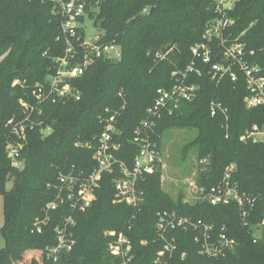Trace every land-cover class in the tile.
Returning a JSON list of instances; mask_svg holds the SVG:
<instances>
[{
	"label": "trees",
	"instance_id": "trees-1",
	"mask_svg": "<svg viewBox=\"0 0 264 264\" xmlns=\"http://www.w3.org/2000/svg\"><path fill=\"white\" fill-rule=\"evenodd\" d=\"M212 2L87 0L88 18L101 31V41L118 45L121 57L117 61L95 59L73 79L70 85L78 92V100L37 106L34 86L53 72L54 60L64 54V46L56 40L59 18L48 0H0V238L4 241L0 264H20L25 257L28 264H120L109 254L107 231L123 233L130 241L132 259L128 264H152L164 243L155 230L156 214L161 211H174L210 225L214 237L225 234L237 243L223 256L206 257L198 253L194 231L173 230L168 237L175 239V263L264 264V143L239 141L253 125L264 128V105L245 108L247 93L241 76L236 82L224 78L216 85L204 69L200 76H190V82L198 86L194 99L163 116L151 138L160 149L165 131L194 130L196 135L184 150L193 148L198 163L207 161L197 178V184L205 188L215 186L225 168L234 164L231 182L239 193L255 199L246 225L235 203L189 204L181 195L173 199L162 188L159 166L139 184L144 196L137 209L114 203L117 172L103 174L89 207L80 211L59 205L48 213L41 233L31 232L33 222L44 217L46 205L58 194L60 173L88 177L95 170L92 156L103 120L115 112L112 142L116 148L111 153L117 162L131 168L139 150L135 131L154 103L156 90L169 89L172 73L190 62V47L202 40L205 25L213 17ZM93 6L97 7L95 15L90 12ZM230 15L234 37L242 34L240 41L246 51L254 53L252 59L264 75V0H237ZM157 53L167 54L159 59ZM20 100L33 109H24ZM211 102L219 104L225 115L217 110L211 116ZM17 123L25 126L18 169L11 167L5 152L8 141L16 142L10 131ZM45 130H49L46 135ZM9 180L11 187L6 189ZM69 216L74 222L70 230L75 244L70 251H61L54 262L47 258L46 250L56 246L54 229Z\"/></svg>",
	"mask_w": 264,
	"mask_h": 264
},
{
	"label": "built area",
	"instance_id": "built-area-1",
	"mask_svg": "<svg viewBox=\"0 0 264 264\" xmlns=\"http://www.w3.org/2000/svg\"><path fill=\"white\" fill-rule=\"evenodd\" d=\"M48 2L52 5L53 14L59 18L60 33L56 40L64 46V54L54 60L53 72L47 74L42 83L34 86L32 95L37 106L49 101L78 100V92L71 87L70 82L80 77L95 59L105 58L117 61L121 57L118 45L101 41L102 33L86 40L84 25L85 19L88 18L87 0H48ZM236 2L237 0H213V17L205 25L202 40L190 47V62L183 70L172 73L173 84L169 89L156 90L154 103L146 109V117L135 131L134 142L139 144V150L131 168L117 162L111 153V150L116 148L112 142L113 134L116 133L115 122L118 116V112H115L103 120V130L97 138L92 156L96 163L95 170L88 177L81 173L77 175L73 172L60 173L58 194L53 202L46 205L44 217L33 222L32 233H41L42 226L47 223L48 213L59 205H69L71 210L80 211L89 207L103 174L117 172V177L113 181L114 203H122L137 209L144 196L143 191L138 187L139 184L145 175L154 173L159 166L161 168L160 149L151 138V133L163 116L172 115L183 102L194 99L198 86L190 82V76H200L201 69L206 71L210 80L216 85L224 78L236 82L238 76H241L247 93L243 99L245 108L252 109L264 105L263 69L252 59L254 53L246 51L245 45L240 41L242 34L234 37L232 32L234 19L230 13ZM171 50L169 48L168 52ZM165 54L157 53L155 56L164 59ZM119 96L121 97V94ZM19 103L24 109H33L22 100ZM217 110L224 115L226 113L219 104L211 102L210 115L214 116ZM24 129L25 126L22 123L13 125L10 132L16 142L8 141L5 145L10 165L17 169L22 166L19 155L23 147L21 141L24 139ZM239 141L250 144L264 143V128L253 125L239 136ZM206 163V160L199 162L201 166ZM234 170V164L226 167L221 180L211 188L199 186L197 179L186 180V196L190 201L184 202L189 204L206 202L212 206L235 203L246 225L245 219L253 208L255 199L238 192L237 185L231 182V174ZM73 224V219L69 216L61 226L54 229L57 244L46 250L47 258L55 262L61 251L71 250L75 244L70 230ZM177 229L195 232L194 242L199 247V255L202 256L217 258L237 246L235 240L228 238L225 234L214 237L210 225L182 217L174 211H161L156 214L155 230L164 243L152 264H178L173 258L176 250L175 239L168 237L170 231ZM104 235L110 239L109 254L120 264H128L132 259L130 241L123 233L115 231H107ZM184 256L185 254H182L181 261Z\"/></svg>",
	"mask_w": 264,
	"mask_h": 264
},
{
	"label": "rangeland",
	"instance_id": "rangeland-1",
	"mask_svg": "<svg viewBox=\"0 0 264 264\" xmlns=\"http://www.w3.org/2000/svg\"><path fill=\"white\" fill-rule=\"evenodd\" d=\"M96 5V2H95ZM97 7H90V12L96 14ZM85 38L92 39L96 34H100L91 19H85ZM49 133V130L43 132L44 135ZM196 132L189 129L168 130L163 133L160 145V159H161V184L164 192L169 194L173 199L179 195L182 196L183 201L187 200L185 181L198 178L199 171L203 169L198 163L196 157V150L191 148L188 151L184 147L193 140ZM201 167H200V166ZM6 189L11 187V181L6 183ZM3 224L2 211V197L0 196V227ZM4 247V241L0 238V248ZM34 260V259H30ZM29 259L23 258L20 264H28Z\"/></svg>",
	"mask_w": 264,
	"mask_h": 264
},
{
	"label": "water",
	"instance_id": "water-1",
	"mask_svg": "<svg viewBox=\"0 0 264 264\" xmlns=\"http://www.w3.org/2000/svg\"><path fill=\"white\" fill-rule=\"evenodd\" d=\"M152 11H153V8L150 9V13H152Z\"/></svg>",
	"mask_w": 264,
	"mask_h": 264
}]
</instances>
